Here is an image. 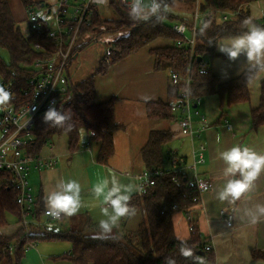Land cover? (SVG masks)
I'll return each mask as SVG.
<instances>
[{
	"label": "trees",
	"instance_id": "obj_1",
	"mask_svg": "<svg viewBox=\"0 0 264 264\" xmlns=\"http://www.w3.org/2000/svg\"><path fill=\"white\" fill-rule=\"evenodd\" d=\"M23 1L27 8L36 3V0ZM178 1L195 4V0ZM252 1L201 0V13H207L213 9L218 14L225 11L232 14L225 21L220 17L204 16L203 21L200 19L194 47L195 58L192 61L190 60V46L177 44L180 36L173 29L172 24L166 21H173L174 24L186 22L191 26L193 20L168 11L163 13L159 20L153 18L147 23L134 22L129 17L128 9L117 0H112L110 5L116 11L115 18H104L102 13L96 10L91 24L83 27L82 37L75 46L69 64L75 55H78L100 34L104 32L116 33L121 30H127V33L109 44V49L100 59L94 74L80 82H74L68 71V82L73 96L56 107L70 111L72 127L70 129L48 127L42 121L45 111L40 112L35 117L31 137L24 147V152L36 156L41 155L43 147L55 135H66L69 151L77 152L83 147L81 137L85 131L89 139L87 147L90 143L97 141L100 145L97 160L100 164L107 165L115 155V135L123 128V125L118 123L116 118L118 97L113 95L106 101L97 99L95 76L106 75L111 66L158 40L169 43L149 48L154 59V70L160 72L168 69L171 75L177 73L181 77V81L178 84H173L170 79L167 99L146 101V112L149 119L178 122L181 114L171 110V101L173 98L181 99L185 80L188 77H190L189 88L192 97L200 98V101L194 104L195 109L198 108V104L203 98L214 94L220 97L222 110L232 104L249 101L251 97L249 85L259 71L249 70L246 67L237 76L222 79L214 71L213 62L216 57L220 56L217 51L218 41L221 38L241 34L247 30L243 22L246 19L253 21L250 9ZM261 1L264 3V0ZM166 2L170 5L173 0H166ZM262 20L264 21V14ZM204 21H210L211 24L204 33H201L200 27ZM260 26H264V22ZM29 31L27 36L22 33L8 0H0V50L5 49L9 54L8 61L0 51V85L11 90L13 99L10 104L15 110L32 103L40 71L31 66H34L37 59L46 58L53 49L47 29H30ZM210 40L213 41L212 44L208 43ZM199 56L203 57L202 61H198ZM204 62L207 63L206 66H203ZM224 114L225 112H222L220 118ZM251 120L252 129L264 126V79L261 80L259 103L251 109ZM2 127L3 124L0 121V130ZM173 138L174 131L170 128H156L150 131L146 143L140 149V156L144 164L143 171L170 170V166L169 168L165 166V161L166 158H169L171 164V155L174 151L170 150L166 154L164 146ZM174 176H178L177 181L174 180ZM12 179L14 180V177L10 172L0 169V229L10 226L9 216L16 220L12 233L0 232V264H22L26 250L30 246L44 241L69 242L71 244L70 251L53 256V259L66 260L72 264H165L166 258L174 259L176 264H192L191 259L185 258L180 253V242L184 238L177 236L174 218L177 213H184L196 205L193 198L198 193L182 173H170L157 178L154 185L147 186L142 193L132 194L130 204L136 209V212H141L142 220L134 230L121 229L120 227L118 230H114V234L118 233L120 237L117 240L92 239L91 237L99 232V227L98 222L93 221L89 215L79 225L56 232L50 230L46 227L47 222L58 220H52L45 215L46 209L42 192L36 197L31 210L34 221L30 223L27 234L25 228L20 225L23 212L17 202L18 189L11 181ZM174 205L179 207L173 208ZM63 219L64 216L60 220ZM122 225L125 226V223ZM190 233V236L185 240L193 253L203 257L207 264H215V252L206 250L204 247L208 244L207 239L202 238L198 231H190ZM251 255L254 259L264 260V250L253 249Z\"/></svg>",
	"mask_w": 264,
	"mask_h": 264
},
{
	"label": "crops",
	"instance_id": "obj_2",
	"mask_svg": "<svg viewBox=\"0 0 264 264\" xmlns=\"http://www.w3.org/2000/svg\"><path fill=\"white\" fill-rule=\"evenodd\" d=\"M219 53L220 56L218 57L223 58L224 60L227 58V56L223 57L225 54L221 52ZM140 56L141 55L138 52L121 62L116 63L113 68H118L117 70H119L121 67L117 66L121 65L123 67V70L120 69V71H117L120 75H123L120 76L119 74H116L118 76L117 90L121 91L116 106V118L117 121L123 125V128L117 133L120 132L119 134L122 135V133L125 134L126 132H130L131 137H135L133 142L129 140V142L126 141V143H131V145H133L135 142L131 150H136V153H134L136 155L135 161L138 162V166H141L140 170L143 171L144 164L140 156V149L146 143L150 131L156 129V127L161 125L162 122L158 123V121L151 120L147 117L146 101L158 100L163 97V99L168 98L169 83L165 80V76L161 71L157 72L154 70V59H146L148 62L151 61L150 65L147 66ZM218 59L215 61L216 64L218 63ZM238 59L231 62L229 65L230 68L227 69L226 67L219 71H215L214 69V71L218 73L222 79L233 78L247 67L245 57L243 58L244 60ZM126 70H130V75L129 73L125 74ZM262 79H264V71H259L257 76L250 82L249 87L251 97L249 101L232 104L223 110L220 107L221 100L217 94L207 96L212 97L211 100H214L215 102L214 107H207V100L204 105V108L210 111L208 115H210L211 119H214L219 113L221 115L222 112H225L224 116L222 118L219 116L214 124L208 123L209 120L206 116H202V118L196 117L195 119L197 127V129H195L198 130L197 139H200L201 142H203L202 134H205L206 142V145L203 143L206 147L204 153L205 163L201 164L202 166L199 168V171L204 177L212 182V187L209 191L203 194L201 204L195 205L189 209V217L192 219L199 235H201L202 238H206L208 244L213 245L216 254L215 264H261V262H263L253 259L250 254L253 249L264 250V222L252 226L249 223L250 217L247 213L249 210L254 211L256 205L264 204V173H262L255 181V187L250 192L245 193L234 205H230L227 202H221L216 198V190L223 187L225 183V178L223 177V169L225 165L223 161L219 159V153L221 151L234 145H242L248 146L256 152L264 154V126L262 125L258 129H252L251 120V109L259 103ZM144 81L145 83L143 85ZM112 93L108 95L109 98L103 101H106L110 99L111 96L115 95ZM144 97H147L148 99L145 100L143 99ZM119 105L125 112L121 119L118 110V108H120ZM137 115H141V117L139 118ZM126 118H130V120H124ZM225 120H228L229 123H231L232 130H229L226 127ZM209 124L211 125L209 126ZM131 125L133 126V131H131ZM167 128L174 131L173 139L179 141V143L181 142V147L186 145V142H183V140H190L188 136L181 134L178 122H172ZM116 135L114 139L116 146L114 156L119 159ZM88 141L89 139L87 138L85 143L87 144ZM91 146L92 144L90 147ZM183 149H178V147H176L175 149L172 148V151L185 156L187 161L191 162L189 158L190 148L187 150ZM131 150L130 153H132ZM87 152L90 154V161L92 162L93 152L87 146L82 147L77 152H70V155L67 152L62 153L67 157L66 162L68 166H71L79 160L81 162L83 160L81 158L82 154H86ZM68 161L70 162L68 163ZM123 162L127 168L135 167L130 154L123 159ZM103 167L106 166L103 165ZM31 172H35V176H33ZM31 172L29 175V182L33 193L38 197V194L42 192L44 199L46 193L55 186L59 179L63 178L62 169L57 166V164L53 168L43 170L32 169ZM134 180L136 183L137 180L135 178ZM120 182L122 184H132V182L124 180H120ZM38 183H40V191L35 193V185ZM224 209H230L234 213L232 227H228L223 219L222 210ZM180 213H177L174 218L176 234L179 238L185 239L191 234L189 231L190 224L186 212ZM10 233H12V231ZM47 242L49 241H44L42 243L39 242L38 244L30 246L26 250L22 264H69L66 263L69 262L66 260L53 259V256H57V254H55L56 252L52 247L47 245Z\"/></svg>",
	"mask_w": 264,
	"mask_h": 264
},
{
	"label": "built area",
	"instance_id": "obj_3",
	"mask_svg": "<svg viewBox=\"0 0 264 264\" xmlns=\"http://www.w3.org/2000/svg\"><path fill=\"white\" fill-rule=\"evenodd\" d=\"M127 8L124 0H117ZM112 0H36V3L28 7V22L30 29H47L48 36L53 43V49L44 59H37L34 66L40 73L37 76V90L32 103L15 110L9 104L5 110H0V121L3 124L0 130V169L10 172L14 177L11 181L18 189L17 202L23 212V218L20 222L28 234L30 223L33 216L31 210L34 206L36 196L33 193L29 182V173L32 169L43 170L53 168L57 164V158L52 155H32L25 153L24 147L31 137V130L34 126L35 117L42 111H46L50 103L55 104L65 102L73 96L69 87V74L67 67L69 60L78 40L82 37L81 31L85 25H90L96 10L100 11L103 6H110ZM201 0H195L196 10L193 14V23L189 26L186 22H178L173 25V29L180 36L177 44L190 46V60L195 58L194 47L196 44V35L200 26V19L203 17H220L224 21L228 19L231 12L219 13L213 9L207 13L200 11ZM37 7V9H36ZM128 9V8H127ZM191 32V37L187 32ZM207 63L204 62L203 66ZM173 84H178L181 77L177 73L171 75ZM185 88L182 90L181 99L174 98L171 101V110L180 113L178 120L180 132L184 136L192 138V157L193 161L188 162L183 155L172 152L170 170H147L136 175L138 185L145 189L147 186L154 185L157 178L170 173H182L185 175L189 184L194 187L198 193L193 198L196 205L202 203V196L212 187V182L204 177L199 171V165L205 163L204 152L206 147L200 144L196 147L195 138L198 130L193 124L194 104L200 101L199 97L193 98L190 92V77L185 80ZM10 90L9 88H6ZM11 91V90H10ZM198 115V110H195ZM226 127L232 130V125L225 120ZM178 180V176H174ZM174 205L173 208H178ZM46 212V210H45ZM189 219L190 231L194 232L195 225L189 217V210L185 211ZM46 215V214H45ZM48 218L52 217L46 215ZM223 219L228 227L233 226L234 213L230 209L222 210ZM63 215L60 219H62ZM59 219V220H60ZM191 219V221H190ZM206 250H213L212 244H206Z\"/></svg>",
	"mask_w": 264,
	"mask_h": 264
},
{
	"label": "clouds",
	"instance_id": "obj_4",
	"mask_svg": "<svg viewBox=\"0 0 264 264\" xmlns=\"http://www.w3.org/2000/svg\"><path fill=\"white\" fill-rule=\"evenodd\" d=\"M128 14L134 22H149L153 18L159 20L163 13L170 10L166 0H124ZM246 31L233 36L226 43H217L218 50L225 54L229 60L235 61L241 55L245 56L249 70L264 71V26H259L251 20L244 22ZM211 22L204 21L200 32L204 33ZM212 44L213 41H209ZM13 99L10 90L0 85V110H5ZM143 99L147 100V97ZM42 121L48 127L68 128L72 125L70 111L57 108L55 101L51 102L42 116ZM219 159L223 161V187L216 190V198L221 202L234 205L241 197L255 187V181L264 173V154L258 153L248 146L234 145L219 153ZM81 185L75 179H59L55 186L49 190L44 199L45 214L55 220L61 216L76 215L82 207ZM142 193L143 187L134 184H122L115 174L105 177L91 189L93 197L99 201L102 219L98 222L99 232L92 236L98 240H117L118 230L123 218L136 215V209L131 206L132 194ZM249 223L255 226L264 222V204L256 205L254 211L247 213ZM179 239V238H178ZM180 253L185 258L192 260V264H207L203 257L195 255L185 239H181ZM165 264H176L172 258H166Z\"/></svg>",
	"mask_w": 264,
	"mask_h": 264
},
{
	"label": "rangeland",
	"instance_id": "obj_5",
	"mask_svg": "<svg viewBox=\"0 0 264 264\" xmlns=\"http://www.w3.org/2000/svg\"><path fill=\"white\" fill-rule=\"evenodd\" d=\"M8 2L11 6L13 15L16 17V20H17V23L20 27V30L22 31V33L25 36H27L30 32L29 31L30 27H29V22H28V8L25 6L23 0H8ZM169 8H170V10H169L170 12H172L174 14H178L181 17L191 19V21L193 20L192 19L193 14L196 10L195 4L193 5L192 3L185 2V1H178V0H173V2L169 5ZM36 9H37V7H36ZM250 9H251V17L253 19L252 22L257 24V25L259 24V26L261 24H263V22H264L262 20L263 13H264L263 1L253 0L252 3L250 4ZM100 12L102 13V16L104 18L112 19V18H115L117 16L116 11H115V9H113L112 6L111 7L110 6L101 7ZM166 22L169 24H172V26L174 25L173 21L167 20ZM125 33H127V30H121V31H118L116 33L104 32V33L100 34L97 39L93 40L90 44H88L86 47H84L80 51L78 56L76 58H74L69 64L68 71H69V74L71 75V78L73 79V81L74 82H80V81L84 80L85 78H87L88 76L94 74L95 70L97 69V67L99 65L100 59L107 53V51L109 49V44L112 43L115 39L124 35ZM187 36L191 37L190 31L187 32ZM230 38H232V37L221 38L219 41H223V42H219V41L218 42L219 43H225L228 40H230ZM165 43H169V42L168 41L165 42L164 40H158V41L153 42L150 45L146 46L142 50H140L139 53L141 55L140 57H141L142 61H144L147 66H149L151 61L148 62V60H146V59L152 58V60H153V57L149 52V48L151 46H155L158 44H165ZM217 49H218V47H217ZM0 51H1V54L3 55V57L9 61L8 51L5 49H1ZM218 52H220V51L218 50ZM244 57L245 56L241 55L239 57V59H243ZM218 58L222 59V60H219ZM217 59H218V63L216 64L215 61ZM231 62L232 61L229 60L228 57L225 60L223 58L216 57L214 59V62H213V69H215V71L223 70V68H226V67L228 69V68H230L229 65L231 64ZM113 66H111L109 72L104 76L95 74L96 75L95 76L96 77V94H97V99L99 101L100 100L103 101V100L109 98L108 95H110L112 92H113L112 94H115L118 98H120L119 95H120L121 91L117 90L118 76L116 74L120 75V73H118L117 71H120V69L123 70V67L121 65H119L117 67H121V68L119 70H117L118 68L114 69ZM31 67L35 68L33 65ZM161 72L165 76V80L171 84L170 70L166 69V70H163ZM126 73H129V75H130V70H126L125 74ZM121 75H123V74H121ZM145 81L143 82V85H144ZM211 99H212V97H205L202 99L203 101H201L199 103V107L197 108L198 113H199L198 115L195 114L196 109H193L194 128L197 129L196 122H195L196 117L202 118V116H206L207 119L209 120L208 123L214 124L217 121L216 119L220 116V113H219L218 116H216L214 119H211L210 115H208V113H210V111L208 109L204 108L206 100H207V107L208 106H210V107L215 106L214 100H211ZM155 100H157V99H155ZM120 105H119L120 108H118V110H119L120 119H121V118H123L122 116H124L125 112H124L123 108H121ZM137 117L140 118L141 115H137ZM124 120H130V118H126ZM160 122L161 121H158V123H160ZM171 123L172 122L162 121L161 125H158L156 128L157 129L167 128V126L170 125ZM132 125H134V124H132ZM132 125L130 127L131 131H133ZM210 125L211 124H209V126ZM119 133H117V135H116V141H117L118 150H119V159L115 158V156H114L107 165H104L106 167H103V165L100 164L97 160L99 148H100V145L97 141L92 142L91 147H90L91 143L88 146V148H90L93 152V161L92 162L90 161V158H91L89 156L90 154L87 152L86 154H82L81 158L83 160L81 162L79 160V161L73 163V165H71V166H68V164L66 162L67 157L65 156V154L62 153V152H67L70 155V151H69V147H68V139H67L66 135H55L50 140V142L43 147V149L41 151L42 155H44V156L52 155V156L57 157V160H58L57 166H59L62 169L63 179L64 180H68V179L77 180L80 183L81 189H82L81 190L82 207L80 208V211L76 215H73L70 217L65 216L63 220H58L56 222H54V221L47 222L46 227H48L50 230H53L56 232V231H60V230L70 228L74 225L75 226L79 225L80 223H82L85 220L87 215H89L93 221L99 222V220L103 218L101 215V212H100V207H99L100 202L97 201L93 197V195L91 193V189H92L93 185H95L97 182H99L103 178L109 177L111 174H115L119 180L129 181V182H132V184H134V185H138L137 182L135 183L134 178H135L136 174L139 173V171L141 172V170H140L141 166H138V162L135 161L136 155L134 153H136V150H131L132 146L134 145L135 142L133 143V145H131V143H126V141L129 142V140H131L133 142L135 137H131L130 132H128V133L126 132L125 134L122 133V135H120ZM188 137L190 138V140H188V141L183 140V142H186V145L184 147H181V142L179 143V141L173 139L167 145L164 146V153L168 154L170 152V150H172V148L175 149L176 147H178V149L184 148L183 150H187L188 148H190V157L189 158H190V161L192 162L193 161L192 138L190 136H188ZM86 141H87V135L85 134V131H84L82 133V137H81V143H83L82 146L83 145L87 146V144L85 143ZM202 141L203 142H201L200 139L198 140L196 137L195 138L196 147H198L200 144H203V143L206 145L205 134H202ZM133 148H135V147H133ZM83 150H85V149H83ZM130 150L132 153H130ZM129 154L132 156V160L134 162L135 167L127 168L125 166V163L123 162V159L126 156H128ZM69 162L70 161H68V163ZM165 166L167 168H169V166L171 167L169 158H166ZM201 166L202 165H199V168ZM124 170H129V171H124ZM31 173L33 174V176H35V172H31ZM133 174H135V175H133ZM29 175H30V173H29ZM35 186L36 187L34 189V192L38 193L40 191V183H38ZM8 219H9V225L10 226H6V227L0 229V232L10 233L12 231L13 227L16 225V220L14 217L9 216ZM141 220H142V214H141V212L137 211L135 216H132L128 219L123 218L120 222V228L121 229L134 230L138 227ZM124 223H125V226L122 225ZM40 243H42V242H40ZM47 245L52 247L53 250L56 252L55 254H57V255L67 253L71 249V244L67 241L47 242ZM251 257H252V255H251ZM255 260L263 261V262H261V264H264V260H262V259H255ZM66 263L72 264L71 262H66Z\"/></svg>",
	"mask_w": 264,
	"mask_h": 264
},
{
	"label": "water",
	"instance_id": "obj_6",
	"mask_svg": "<svg viewBox=\"0 0 264 264\" xmlns=\"http://www.w3.org/2000/svg\"><path fill=\"white\" fill-rule=\"evenodd\" d=\"M78 55H75V58L77 57ZM203 60V57L202 56H199L198 57V61H202ZM195 107H197V105H195ZM204 253V252H203Z\"/></svg>",
	"mask_w": 264,
	"mask_h": 264
}]
</instances>
